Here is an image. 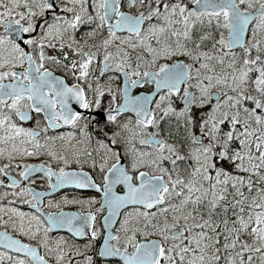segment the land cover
I'll list each match as a JSON object with an SVG mask.
<instances>
[{"label": "snow or ice", "instance_id": "obj_1", "mask_svg": "<svg viewBox=\"0 0 264 264\" xmlns=\"http://www.w3.org/2000/svg\"><path fill=\"white\" fill-rule=\"evenodd\" d=\"M0 264H264V0H0Z\"/></svg>", "mask_w": 264, "mask_h": 264}, {"label": "flooded vegetation", "instance_id": "obj_2", "mask_svg": "<svg viewBox=\"0 0 264 264\" xmlns=\"http://www.w3.org/2000/svg\"><path fill=\"white\" fill-rule=\"evenodd\" d=\"M137 94H138V93H137ZM30 162H38V161H30ZM38 183H42V182H38ZM38 190H40V189L38 188ZM57 198H58V197H57ZM24 210H27V208L25 207ZM66 210H70V211H78L79 209L73 207V208L66 209Z\"/></svg>", "mask_w": 264, "mask_h": 264}]
</instances>
